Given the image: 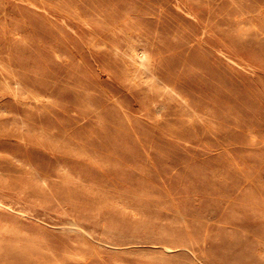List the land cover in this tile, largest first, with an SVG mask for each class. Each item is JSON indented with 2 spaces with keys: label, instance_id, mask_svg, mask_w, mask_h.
Listing matches in <instances>:
<instances>
[{
  "label": "rangeland",
  "instance_id": "obj_1",
  "mask_svg": "<svg viewBox=\"0 0 264 264\" xmlns=\"http://www.w3.org/2000/svg\"><path fill=\"white\" fill-rule=\"evenodd\" d=\"M0 264H264V0H0Z\"/></svg>",
  "mask_w": 264,
  "mask_h": 264
},
{
  "label": "bare ground",
  "instance_id": "obj_2",
  "mask_svg": "<svg viewBox=\"0 0 264 264\" xmlns=\"http://www.w3.org/2000/svg\"><path fill=\"white\" fill-rule=\"evenodd\" d=\"M188 105V104H187ZM189 108H190V106H189ZM174 123H172V125H173ZM179 127V126H178ZM171 128V127H170ZM175 129H177V128H175ZM182 129V128H181ZM169 137V136H168ZM101 159V158H100Z\"/></svg>",
  "mask_w": 264,
  "mask_h": 264
}]
</instances>
